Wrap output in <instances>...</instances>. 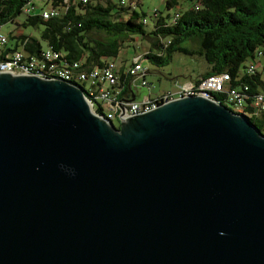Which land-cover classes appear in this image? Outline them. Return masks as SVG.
<instances>
[{
  "label": "water",
  "instance_id": "water-1",
  "mask_svg": "<svg viewBox=\"0 0 264 264\" xmlns=\"http://www.w3.org/2000/svg\"><path fill=\"white\" fill-rule=\"evenodd\" d=\"M0 264H264V136L196 96L116 128L0 74Z\"/></svg>",
  "mask_w": 264,
  "mask_h": 264
},
{
  "label": "trees",
  "instance_id": "trees-1",
  "mask_svg": "<svg viewBox=\"0 0 264 264\" xmlns=\"http://www.w3.org/2000/svg\"><path fill=\"white\" fill-rule=\"evenodd\" d=\"M189 1L192 2L189 8L180 7L175 11L180 13L176 24L172 22L175 13L164 15L155 10L150 16V32L146 30L149 25L147 15L138 13L133 4H122L121 0H90L87 4L71 0L68 8L62 7L63 0H51L60 14L48 20L41 12L25 14L28 0H0V25L17 23L16 32L9 33L7 52L24 51L40 56L44 50L52 49L63 52L66 57L61 61L69 65L80 62L85 69L102 68L119 57L129 38L144 36L151 39L152 44L141 55L143 62L164 67L176 53L199 56L206 62L208 70L191 81L200 83V79L212 75H227V87L244 89L248 86L250 94L264 91L262 73L246 72L257 51L264 52V0ZM177 2L167 0L166 6L171 9ZM22 14L26 18L19 23L17 18ZM20 28L37 30L39 37L19 32ZM119 78L120 96L132 101L124 97L131 89L130 77L122 72ZM214 96L227 108L231 106L226 101V94ZM247 119L264 136V112Z\"/></svg>",
  "mask_w": 264,
  "mask_h": 264
},
{
  "label": "built area",
  "instance_id": "built-area-1",
  "mask_svg": "<svg viewBox=\"0 0 264 264\" xmlns=\"http://www.w3.org/2000/svg\"><path fill=\"white\" fill-rule=\"evenodd\" d=\"M89 1L73 0L80 4H87ZM121 2L126 3L125 0ZM70 4L71 0H63L62 7L68 8ZM24 13L31 15L40 13L45 20H48L59 16L60 11L53 6L51 0H28ZM179 19L180 13L176 12L172 22L176 24ZM9 43V34L3 32V26L0 25V74L33 76L48 81H63L78 87L84 92L93 114L111 122L116 128L131 118L151 113L174 101L192 96L203 97L222 105L214 96L217 93L226 94V101L231 105L230 110L236 115L252 118L264 112V91L250 94L248 86L244 89L227 87L226 83L229 80L227 75H212L200 79V83L190 81L177 92H154V86L146 78L148 69L144 67L141 55L136 56L131 65L124 69H121L116 61H108L102 68L85 69L80 62L70 65L62 62L61 59L66 55L52 49L44 50L40 56L27 54L24 51L7 52ZM122 72L130 77L131 87L137 89L141 86L148 90L142 100L127 101L120 96L121 90L118 87ZM246 72L248 74L260 72L264 76L262 50H258L255 59L248 63ZM139 80L141 85L138 84Z\"/></svg>",
  "mask_w": 264,
  "mask_h": 264
},
{
  "label": "rangeland",
  "instance_id": "rangeland-1",
  "mask_svg": "<svg viewBox=\"0 0 264 264\" xmlns=\"http://www.w3.org/2000/svg\"><path fill=\"white\" fill-rule=\"evenodd\" d=\"M94 2L96 0H93ZM118 2V0H114ZM127 5H134L138 13H145L148 18L149 25L146 27V30L150 32L152 29V22L150 16L155 10H158L164 15L173 14L175 11L182 8H189L191 1L189 0H178L177 6L168 9L166 6L167 0H125ZM39 6V4H37ZM35 13V12H34ZM26 18L25 14H22L17 18V22L23 23ZM17 23H9L3 26V32L9 34L10 32H16L15 27ZM42 30V27L41 29ZM19 32H24L25 34H32L39 37V31L32 28L18 29ZM94 37L97 35L94 34ZM129 42L125 44V47L122 49L121 54L117 59H115L117 65L120 68L129 67L136 56L143 55L147 52L152 44V40L148 37L137 36L135 38H129ZM185 44H188L187 42ZM193 48H196V44L192 45ZM144 67L150 70V73L147 75V80L149 83L154 86V92H177L181 90L187 83L202 74H205L208 70L206 62L199 56L191 57L188 55H183L181 53H176L172 61L164 66L158 67L149 61L143 62ZM138 84L141 85V80L138 81ZM138 88H143L138 86ZM231 106H229L230 108Z\"/></svg>",
  "mask_w": 264,
  "mask_h": 264
},
{
  "label": "crops",
  "instance_id": "crops-1",
  "mask_svg": "<svg viewBox=\"0 0 264 264\" xmlns=\"http://www.w3.org/2000/svg\"><path fill=\"white\" fill-rule=\"evenodd\" d=\"M147 89L145 88H134L131 87V89L127 90V93H125L124 97L131 99V100H136V101H140L142 100L146 95H147Z\"/></svg>",
  "mask_w": 264,
  "mask_h": 264
}]
</instances>
